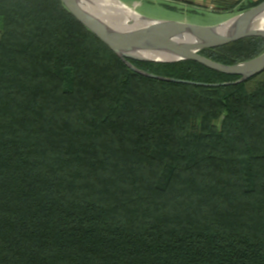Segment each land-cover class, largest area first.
<instances>
[{"label": "trees", "instance_id": "1", "mask_svg": "<svg viewBox=\"0 0 264 264\" xmlns=\"http://www.w3.org/2000/svg\"><path fill=\"white\" fill-rule=\"evenodd\" d=\"M131 62L189 82L132 71L62 0H0V264H264V71Z\"/></svg>", "mask_w": 264, "mask_h": 264}, {"label": "water", "instance_id": "2", "mask_svg": "<svg viewBox=\"0 0 264 264\" xmlns=\"http://www.w3.org/2000/svg\"><path fill=\"white\" fill-rule=\"evenodd\" d=\"M62 1L70 12L117 53L132 71L140 74L174 83L189 82L146 72L135 66L131 62L132 59L155 62L194 60L216 71L241 76L236 83H242L264 71V52L247 62L234 65L216 62L201 54L204 49L220 47L247 37L264 38V1L221 24L212 26L157 20L145 17L137 11V17H129L126 20L128 25L121 26L115 19L116 14L97 0ZM119 14L122 17L124 11H119ZM137 20L142 21L144 25L132 27Z\"/></svg>", "mask_w": 264, "mask_h": 264}, {"label": "rangeland", "instance_id": "3", "mask_svg": "<svg viewBox=\"0 0 264 264\" xmlns=\"http://www.w3.org/2000/svg\"><path fill=\"white\" fill-rule=\"evenodd\" d=\"M110 4L111 0H103ZM145 17L157 20L181 21L201 26L221 24L238 14L240 7L224 6L196 7L180 5L173 0H118Z\"/></svg>", "mask_w": 264, "mask_h": 264}, {"label": "bare ground", "instance_id": "4", "mask_svg": "<svg viewBox=\"0 0 264 264\" xmlns=\"http://www.w3.org/2000/svg\"><path fill=\"white\" fill-rule=\"evenodd\" d=\"M112 2H110V4H105L103 0H97L98 3L103 4L105 6H108L111 9V12L113 14H116L115 19L117 20V22L122 26H127V19L129 17H137V14L134 12V10L129 9L128 7H126L125 5L121 4V2H119L118 0H111ZM124 11V15L122 17H120L121 15L119 14ZM114 18V17H113ZM144 25L142 21H135L134 25L132 27H138V26H142Z\"/></svg>", "mask_w": 264, "mask_h": 264}, {"label": "crops", "instance_id": "5", "mask_svg": "<svg viewBox=\"0 0 264 264\" xmlns=\"http://www.w3.org/2000/svg\"><path fill=\"white\" fill-rule=\"evenodd\" d=\"M180 5L196 7H213V6H231L235 5L238 0H173Z\"/></svg>", "mask_w": 264, "mask_h": 264}]
</instances>
